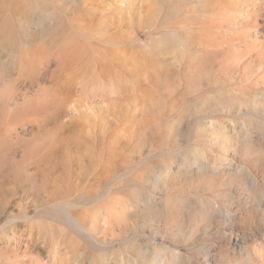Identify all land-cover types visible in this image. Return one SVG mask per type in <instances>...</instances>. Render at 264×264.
<instances>
[{
  "label": "rangeland",
  "instance_id": "rangeland-1",
  "mask_svg": "<svg viewBox=\"0 0 264 264\" xmlns=\"http://www.w3.org/2000/svg\"><path fill=\"white\" fill-rule=\"evenodd\" d=\"M24 261L264 264V0H0V264Z\"/></svg>",
  "mask_w": 264,
  "mask_h": 264
},
{
  "label": "bare ground",
  "instance_id": "bare-ground-1",
  "mask_svg": "<svg viewBox=\"0 0 264 264\" xmlns=\"http://www.w3.org/2000/svg\"><path fill=\"white\" fill-rule=\"evenodd\" d=\"M205 209H206V206H204V205H201L200 206V210H202V211H205ZM81 228L83 229V230H86V228L85 227H83V226H81ZM87 231V230H86ZM31 260V259H30ZM25 262V264H33L32 262H29V261H24ZM158 263V262H157ZM159 264V263H158ZM161 264H165L164 262H162Z\"/></svg>",
  "mask_w": 264,
  "mask_h": 264
}]
</instances>
